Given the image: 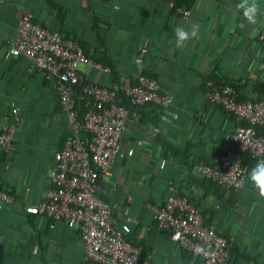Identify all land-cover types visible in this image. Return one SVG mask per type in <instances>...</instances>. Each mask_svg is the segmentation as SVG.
Here are the masks:
<instances>
[{
	"label": "crops",
	"instance_id": "obj_1",
	"mask_svg": "<svg viewBox=\"0 0 264 264\" xmlns=\"http://www.w3.org/2000/svg\"><path fill=\"white\" fill-rule=\"evenodd\" d=\"M52 1L57 5L50 0L0 1V122L13 121V106L20 108L21 118L10 150L0 149V188L16 197L0 211V264H99L84 260L78 227L26 210L47 198L55 152L69 127L45 72L30 69L26 58L10 52L26 8L37 22L81 41L101 64L81 65L89 80L107 85L146 73L172 97L167 108L134 106L123 136L125 148L134 151L117 157L100 192L115 204L113 223L146 249L150 263L202 264L157 228L154 206H162L176 184L204 210L209 225L234 237L232 248L237 249L228 264H264V199L247 177L244 187L227 190L194 186L193 173L200 159L212 162L231 146L237 126L233 113L207 99L206 79L233 81L244 98L264 96V43L258 39L264 17L249 24L236 8L238 0H185L181 5L190 7L188 17L177 11L174 0ZM258 3L264 9V0ZM178 25L189 30L195 25L199 38L175 46ZM165 115L169 123L162 121ZM246 169L248 176L251 167Z\"/></svg>",
	"mask_w": 264,
	"mask_h": 264
},
{
	"label": "built area",
	"instance_id": "obj_2",
	"mask_svg": "<svg viewBox=\"0 0 264 264\" xmlns=\"http://www.w3.org/2000/svg\"><path fill=\"white\" fill-rule=\"evenodd\" d=\"M1 1V0H0ZM43 0H38L42 3ZM176 1V0H174ZM188 17L190 7L177 6ZM264 43V28L258 33ZM10 52L27 59L30 69H40L51 80L58 94L61 111L68 119V129L61 147L56 150L51 185L47 198L26 210L44 214L55 221L79 229L84 244V260L99 264H151L142 247L132 243L112 221L114 203L100 196L103 179L111 173L117 157L125 148L124 133L128 130L134 106L153 104L167 108L172 97L161 90L158 79L146 73L136 78L122 76L102 85L86 78L81 65L96 64L81 41L61 29H50L35 19L31 8L23 10ZM106 70H110L105 66ZM77 91L84 102L77 106ZM122 93L129 99H119ZM207 99L235 115L237 126L232 144L215 154L212 162L200 159L193 173L196 182L237 190L245 186L247 169L244 156L264 158V96L243 98L233 81L208 78ZM13 121L0 122V149L9 151L20 122V108H11ZM15 195L0 188V211L15 201ZM157 228L167 232L179 247L202 264H228L232 258L234 237L225 236L207 223L208 216L171 184L162 206H154Z\"/></svg>",
	"mask_w": 264,
	"mask_h": 264
},
{
	"label": "clouds",
	"instance_id": "obj_3",
	"mask_svg": "<svg viewBox=\"0 0 264 264\" xmlns=\"http://www.w3.org/2000/svg\"><path fill=\"white\" fill-rule=\"evenodd\" d=\"M236 8L242 12L244 18L251 25H256L264 17V9L261 8L258 0H238ZM199 32L195 25L191 30L178 25L174 28V43L177 47H184L190 39H198ZM173 119L177 117L173 114ZM162 121L169 123L168 115L163 116ZM247 179L249 183L257 190V194L264 199V158L257 160L248 172ZM38 251V250H37Z\"/></svg>",
	"mask_w": 264,
	"mask_h": 264
},
{
	"label": "trees",
	"instance_id": "obj_4",
	"mask_svg": "<svg viewBox=\"0 0 264 264\" xmlns=\"http://www.w3.org/2000/svg\"><path fill=\"white\" fill-rule=\"evenodd\" d=\"M50 2L52 3V5L53 6H56L57 4L55 3V2H53L52 0H50ZM185 2V0H176V1H174V3H175V7H177V6H179V5H181V4H183ZM100 62H102V64H104V65H108V66H110L111 64H110V62L109 61H105L102 57L100 58V59H98ZM111 67V66H110ZM216 79H218V80H223V79H221V78H216ZM226 81V80H225ZM236 87H237V85H236ZM238 88V87H237ZM118 97H119V99L120 100H122L123 102H125V103H129V99L127 98V97H125L122 93H119L118 94ZM244 98V97H243ZM77 106H78V109L79 110H83L84 109V102L82 101V99H81V97H80V94H79V91H77ZM168 144V143H167ZM168 146H170V147H172V148H174L172 145H169L168 144ZM257 160L256 159H254V158H252L251 157V155L249 154V153H247L245 156H244V165L247 167V168H250V167H252L253 166V164L256 162ZM210 186H212V184H210ZM209 188V187H208ZM203 212H204V210H202ZM205 213V212H204ZM233 246V245H232ZM231 249H232V253H233V256H234V251L237 249V247H236V249H234V247L232 248L231 247ZM142 255H144L145 254V252H146V249H142ZM237 254H240V251H238L237 252ZM242 255L243 256H246V257H249L250 259H253L254 260V256H251V255H248L247 253H242ZM199 260H201V258H198Z\"/></svg>",
	"mask_w": 264,
	"mask_h": 264
}]
</instances>
